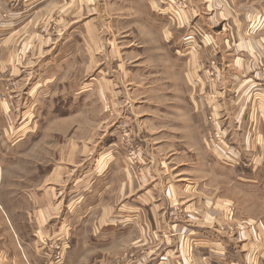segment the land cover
I'll list each match as a JSON object with an SVG mask.
<instances>
[{"label": "crops", "instance_id": "1", "mask_svg": "<svg viewBox=\"0 0 264 264\" xmlns=\"http://www.w3.org/2000/svg\"><path fill=\"white\" fill-rule=\"evenodd\" d=\"M179 1L0 0V264H54L62 240V264H264V219L245 220L236 248L216 229L224 216L204 195L211 184L196 182L220 178L216 155L264 200V3ZM93 71L94 99L76 115L60 97ZM21 88L56 97L39 133L10 124L29 109ZM105 104L128 117L135 164L113 145ZM209 115L237 156L214 149ZM174 204L178 222L166 211Z\"/></svg>", "mask_w": 264, "mask_h": 264}, {"label": "rangeland", "instance_id": "2", "mask_svg": "<svg viewBox=\"0 0 264 264\" xmlns=\"http://www.w3.org/2000/svg\"><path fill=\"white\" fill-rule=\"evenodd\" d=\"M180 1H183V0H180ZM180 1L178 2V4L181 5L182 2ZM262 2L264 3V0H262ZM102 19H103V16L99 15V20L97 21L101 22ZM82 20L83 19L77 22H81ZM46 25L48 27V24ZM43 29L41 31L42 35H46V34L48 35L52 32V30L50 29H47V28H43ZM95 75H96V71L87 73L85 76L84 75L80 76L79 74H77L73 83H76L77 91L78 90L80 91H78L76 95H73V96L72 95H69V97H66V95L61 96L60 104L63 105L65 102L70 101L69 103L71 105L73 104L77 106V112H75V114L81 115L82 108H83L82 106L84 105V103L92 104L90 102L93 101L94 99L91 94L93 93V91H91V89L87 90V88L90 87L89 83L94 80ZM33 82H35V77L31 76L29 79L30 84H28V86L31 85V83ZM11 85H14V83L11 82ZM3 86H5V84H3ZM3 86L1 85V87ZM84 88H86L87 90V91L85 90L86 92L82 90ZM22 90H23L22 88L18 90L19 97L17 99V103L20 104L22 102L21 98L28 97L27 102L29 103V109L26 112H21L20 110L18 112L15 111V116L13 118V121L10 124L16 123L17 126H20L24 123H28V125L30 126L28 131L32 130L34 131V134H36L39 128L38 124H41V123L43 124V122L49 118V114L51 113L50 108L52 107L53 104L57 103L54 100L56 97H54L52 94L40 95V94H35V93L33 95L29 93L27 96L26 94H20ZM3 97L4 95L1 94L0 101H3L2 99ZM6 101L7 99L4 102ZM43 103H45L46 109L45 110L38 109V106L42 108L41 106ZM32 105H34V107H32ZM111 108H112L111 104H105L104 106V110L106 111L108 118L109 119L111 118L112 120V124L110 125V127H112V129L115 130V134H116L115 135L116 139L115 141H113V145L121 149L120 151L124 155V158L127 160L128 165L135 164L136 162H138L139 157H137V159L132 158L128 155V152L129 150L133 148V146H135V143L138 144V139L135 136V134L132 133L133 129L127 123L128 120L125 118L127 116L124 114V112H120V115H117L115 113H112ZM65 113L67 115L68 112L62 111L60 114L63 115ZM21 114L23 116H26L24 121L22 120L23 122L21 121ZM0 117H1V114H0ZM81 117H80V120H81ZM78 121H79V118H78ZM92 122L93 124L90 127H91V130L95 132L94 138L96 137L93 140V144L97 146L96 149L98 148L101 149L104 143L103 142L104 136L106 134L105 132H103L105 127L101 129L99 118L98 120H94V121L92 120ZM75 129H76V126L71 128L67 134L69 135L73 134V130ZM38 133H39V130H38ZM60 134L65 135L64 133H61V132ZM210 136L212 135L210 134ZM227 137L229 138L228 135ZM96 151L92 153L93 156L95 155ZM215 156H214V159L217 162H219L220 166L222 167L223 173L220 175V178H216V176L212 177L211 175H206V174L201 173V174L196 175V178H197L196 182H199L201 180H206L207 183L212 185V186L209 185L207 189L204 190V195L209 196V198H211V200L213 201H215L216 199H219L221 201L220 202L221 203L220 212H221V216H224V218L222 217L223 220L215 222L216 229L220 230L221 233L228 236L232 240L236 248L237 247L243 248L244 242H245L244 241L245 240L244 231L250 227L249 223H246L245 220H248L252 217L254 218V220L258 221L254 223V225L258 227L260 226V220L264 219V200L260 197V195L255 196L254 193L253 195H251L250 192L246 191L244 189L245 187L243 186V183H242V186H239L238 184H234L237 180V177L235 178V175H234V172H235L234 170L236 168L238 169L239 167L238 165L233 164V166H231L223 162L225 160L221 161L219 158L218 159L215 158ZM243 161L245 160H243L242 158L239 163H242ZM245 162H248V161L246 160ZM198 168L201 169V165H199ZM240 181L243 182V179ZM166 211L172 221L178 222L182 220L183 209L180 207L179 204H174L170 209L168 208V210ZM194 225L196 224L193 223V225H191L190 228L193 229L195 227ZM166 237L167 235L163 234L162 239H165ZM54 245H58L59 249H61L62 257H61V261L59 262V264H62L63 253L65 250L64 248L66 247L67 242H65V240L57 241L56 244ZM175 248L177 250V246L176 247L174 246V249ZM242 254L243 252L241 253V255Z\"/></svg>", "mask_w": 264, "mask_h": 264}, {"label": "built area", "instance_id": "3", "mask_svg": "<svg viewBox=\"0 0 264 264\" xmlns=\"http://www.w3.org/2000/svg\"><path fill=\"white\" fill-rule=\"evenodd\" d=\"M264 80V78H263ZM208 120L210 121V123L213 124L216 122V120L213 119V117L211 115L208 116ZM215 126V124H214ZM211 138L214 142V149L219 152L222 156H226L228 154H233L235 156H237V149L235 148V146H233L230 142H229V138L227 137V133H225L224 131H222L218 126H215L212 129L211 132ZM139 147L138 146H133V148L131 150H129L128 155L132 158H136L139 157ZM55 248V252L51 255V260L54 264H59V262L61 261V249H59L58 245H54Z\"/></svg>", "mask_w": 264, "mask_h": 264}, {"label": "bare ground", "instance_id": "4", "mask_svg": "<svg viewBox=\"0 0 264 264\" xmlns=\"http://www.w3.org/2000/svg\"><path fill=\"white\" fill-rule=\"evenodd\" d=\"M153 33V32H152ZM152 38V37H151Z\"/></svg>", "mask_w": 264, "mask_h": 264}]
</instances>
